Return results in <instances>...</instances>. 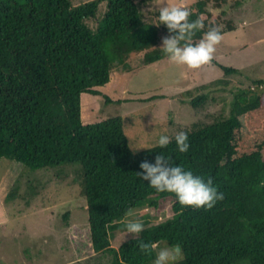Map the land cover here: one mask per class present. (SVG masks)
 Returning a JSON list of instances; mask_svg holds the SVG:
<instances>
[{"label": "trees", "instance_id": "trees-1", "mask_svg": "<svg viewBox=\"0 0 264 264\" xmlns=\"http://www.w3.org/2000/svg\"><path fill=\"white\" fill-rule=\"evenodd\" d=\"M217 1L196 0L189 8V20L200 18L205 25L194 42L212 26L221 34L224 25L235 29L226 11H211L223 6ZM141 3L0 0V158L30 170L78 164L91 246L95 255L111 256L108 264H153L162 241L181 248L183 257L179 254L170 264H264V93L239 89L227 103L229 115L221 108L220 114H209L212 121H192L183 130L190 145L187 153L179 152L174 137L164 148L133 151L123 116L83 122L82 93L103 96L96 88L110 81L113 69L130 70L128 60L139 54L145 64L168 57L160 49L162 38L170 35L167 26L160 24L158 11L155 22L143 20ZM216 65L225 75L239 72ZM218 83L228 85L222 79ZM197 93L180 94L184 103L188 96L191 108L200 110L209 104L210 95ZM103 97L107 104L112 102L108 95ZM160 154L205 183L211 179L224 194L223 201L205 210L182 206L174 193L156 191L137 173L143 171L142 162L155 164ZM30 189L27 204L37 194L36 186ZM17 194L16 185L6 199ZM166 203L174 213L171 217L154 224L144 219L138 236L112 246L114 222L137 208L162 209ZM141 241L157 248L151 254L142 252Z\"/></svg>", "mask_w": 264, "mask_h": 264}, {"label": "rangeland", "instance_id": "rangeland-1", "mask_svg": "<svg viewBox=\"0 0 264 264\" xmlns=\"http://www.w3.org/2000/svg\"><path fill=\"white\" fill-rule=\"evenodd\" d=\"M86 1L72 0L73 4ZM137 1L142 2L143 20L155 22L161 4L182 5L189 9L196 0ZM217 2L223 6L210 8L211 11H226L227 18L234 21L235 29L221 27L226 33L216 46L215 61L204 65L208 68L189 69L173 63L169 57L144 65L143 56L139 54L133 61L128 60L135 71L128 73L116 67L110 81L97 86L112 102L107 104L101 95L95 96L97 105L93 108L88 102L86 108L92 122L123 116L130 148L141 151L158 145L160 135L175 137L184 128H189L192 121H212L211 112L218 115L221 108H225L223 114L229 115L230 104L227 103L239 89L250 87L255 93H264V83H256L264 80V0ZM101 6H106V2ZM91 25L94 27L95 23L91 22ZM216 62L237 68L239 72L225 75ZM220 79L226 80L228 85H220ZM204 85L208 87L202 88ZM186 90L209 92V104L200 110L191 108L190 98L187 96L184 103L180 94ZM213 97H217L216 102L211 99ZM84 106L85 103L82 109ZM82 119L89 122L85 113ZM81 179L78 164L30 170L20 162L0 158V264H108L111 261L110 255L98 256L92 249L87 200L81 192ZM16 185L17 196L6 199ZM31 185L36 186L37 194L27 204L25 199L31 198ZM162 206V209L137 208L123 221L114 222L110 229L112 246L118 248L135 237L125 230L128 220L149 218L154 224L174 214L170 204ZM68 211L70 214L65 218ZM162 242L164 244L159 245L162 249L175 248ZM159 246L157 253L161 250ZM182 257L181 252L180 259ZM107 258L108 261L103 263Z\"/></svg>", "mask_w": 264, "mask_h": 264}, {"label": "clouds", "instance_id": "clouds-1", "mask_svg": "<svg viewBox=\"0 0 264 264\" xmlns=\"http://www.w3.org/2000/svg\"><path fill=\"white\" fill-rule=\"evenodd\" d=\"M158 12L160 24L166 25L170 33V35L162 38L160 49L173 63L187 66L189 69H199L213 60L216 46L223 39L218 26L210 27L204 32L199 41L194 42L193 37L196 32L205 27L202 19L198 18L195 21H190L189 17L192 13L186 6L182 5L163 3L158 8ZM127 71L131 73L135 69L132 68ZM174 138L179 152L187 153L190 148L188 134L180 131ZM171 141L172 137L160 135L157 143L159 147L164 148ZM140 168L143 171L137 174L144 181H148L150 186L158 192L174 193L182 206L211 210L218 201L224 199V194L213 187L211 179L205 183L201 177L195 176L192 171H186L181 166H172L170 161L162 154L156 157L155 164L145 161L141 163ZM260 186L264 187V181L261 182ZM128 215H131V213ZM125 228L127 234L132 233L138 236L143 231L144 225L139 220H128ZM139 247L142 252L151 254L157 248V245L141 241ZM180 253L181 248L178 245L172 250L161 249L157 253L154 264H169V261L174 260Z\"/></svg>", "mask_w": 264, "mask_h": 264}, {"label": "crops", "instance_id": "crops-1", "mask_svg": "<svg viewBox=\"0 0 264 264\" xmlns=\"http://www.w3.org/2000/svg\"><path fill=\"white\" fill-rule=\"evenodd\" d=\"M208 68V67H206V66H202V68L203 69H205V68ZM100 88L101 87H97L96 89H98L99 91H100ZM95 96H97V95H95V94H92V93H88V92H84V93H82V95H81V102H82V105H83V103H85V106L83 107V109H82V117H84V113L86 114V117H88L89 118V122H87V123H91L93 120H92V118L89 116V112H88V109L86 108V105H87V103L88 102H90V105H91V107L93 108V106L94 105H97L96 103V101H95ZM99 96V95H98ZM84 108H86V110L84 111ZM85 123V122H84Z\"/></svg>", "mask_w": 264, "mask_h": 264}]
</instances>
